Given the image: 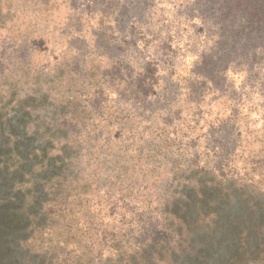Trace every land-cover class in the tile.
<instances>
[{
  "label": "trees",
  "instance_id": "16d2710c",
  "mask_svg": "<svg viewBox=\"0 0 264 264\" xmlns=\"http://www.w3.org/2000/svg\"><path fill=\"white\" fill-rule=\"evenodd\" d=\"M55 9L0 0V264H264V130Z\"/></svg>",
  "mask_w": 264,
  "mask_h": 264
},
{
  "label": "rangeland",
  "instance_id": "374dc122",
  "mask_svg": "<svg viewBox=\"0 0 264 264\" xmlns=\"http://www.w3.org/2000/svg\"><path fill=\"white\" fill-rule=\"evenodd\" d=\"M49 1L58 17L64 18L68 11L69 22L63 28L76 36L87 28L96 32L98 27L92 25L101 20L100 12L109 16L101 29L109 42L90 40L85 34L86 48L109 44L128 55L135 51L131 48L135 44L140 53L137 66H156L158 76L168 83L181 82L184 92L176 89L172 94H205L211 110L220 114L239 104L244 118L239 125L264 130V15L257 27L239 19L240 30L234 14L226 11V5L220 6L219 0ZM79 42L73 40L72 44L80 47ZM195 85L201 88L198 92Z\"/></svg>",
  "mask_w": 264,
  "mask_h": 264
}]
</instances>
